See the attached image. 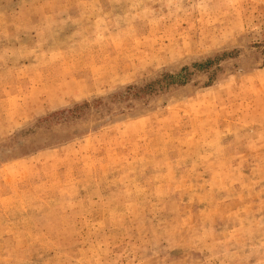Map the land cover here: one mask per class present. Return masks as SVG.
Segmentation results:
<instances>
[{
    "label": "rangeland",
    "instance_id": "obj_1",
    "mask_svg": "<svg viewBox=\"0 0 264 264\" xmlns=\"http://www.w3.org/2000/svg\"><path fill=\"white\" fill-rule=\"evenodd\" d=\"M0 264H264V0H0Z\"/></svg>",
    "mask_w": 264,
    "mask_h": 264
},
{
    "label": "trees",
    "instance_id": "obj_2",
    "mask_svg": "<svg viewBox=\"0 0 264 264\" xmlns=\"http://www.w3.org/2000/svg\"><path fill=\"white\" fill-rule=\"evenodd\" d=\"M197 66H200V65H197Z\"/></svg>",
    "mask_w": 264,
    "mask_h": 264
}]
</instances>
